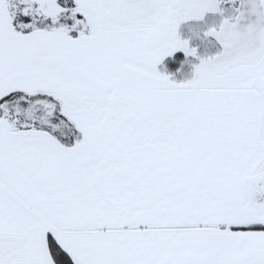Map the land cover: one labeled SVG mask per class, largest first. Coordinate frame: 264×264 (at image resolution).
<instances>
[{
    "label": "snow or ice",
    "instance_id": "obj_1",
    "mask_svg": "<svg viewBox=\"0 0 264 264\" xmlns=\"http://www.w3.org/2000/svg\"><path fill=\"white\" fill-rule=\"evenodd\" d=\"M0 264H264V0H0Z\"/></svg>",
    "mask_w": 264,
    "mask_h": 264
}]
</instances>
